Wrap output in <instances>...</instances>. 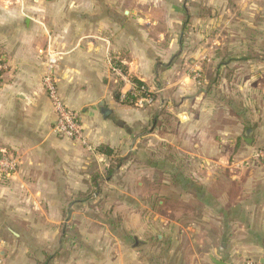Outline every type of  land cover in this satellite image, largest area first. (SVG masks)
<instances>
[{"label": "crops", "instance_id": "1", "mask_svg": "<svg viewBox=\"0 0 264 264\" xmlns=\"http://www.w3.org/2000/svg\"><path fill=\"white\" fill-rule=\"evenodd\" d=\"M229 8L239 41L219 50L228 35L219 21L227 22ZM228 53L236 54L232 61H219ZM112 61L160 101L146 110L120 103L117 94L128 87ZM0 63V152L19 161L16 173L0 176L2 264L264 263V162L250 161L264 148V108L248 126L219 89L222 69L233 78L251 70L252 84L264 73V0H0ZM199 69L201 81L186 73ZM48 74L79 113L91 150L54 133L42 86ZM163 149L173 155L170 166L187 165L186 173L169 168L173 187L211 217L100 223L83 198H134L115 176L131 157L145 170L164 167L156 156ZM131 175L129 168L123 181ZM97 176L103 187L92 185Z\"/></svg>", "mask_w": 264, "mask_h": 264}, {"label": "rangeland", "instance_id": "2", "mask_svg": "<svg viewBox=\"0 0 264 264\" xmlns=\"http://www.w3.org/2000/svg\"><path fill=\"white\" fill-rule=\"evenodd\" d=\"M228 10L229 11H226V13H224V16H226L228 19L227 22L224 20L219 21V30L224 29V31L228 32V35L226 33V37L223 40L219 38V50L224 46L231 47L233 45H236V42L239 41V39H236L235 36H233V32L236 30L235 24L237 23H234L233 20H230L232 9L229 8ZM242 15L246 16L247 12L243 11ZM241 43H243V40H241ZM245 43L246 41L244 42V44ZM235 56L236 54H220L219 61H232V58H234ZM186 73L189 75L192 74L194 77H196V80L198 78H201L202 75H205L202 69L193 71L188 70L186 71ZM206 73L207 76H209L211 74V71L207 70ZM253 74L254 72H252L251 70L247 71L246 68H241L239 77L237 76L236 78H233L231 70L222 69L221 71H219V78L221 80L219 89H222L224 92L230 93L232 95L234 102L229 106L233 108V115L240 120H243V118L245 120V118L247 117L250 122H248V126H252L254 124V121H256L260 116L258 115V109L263 110L264 108V83H262L264 81V73L262 75L252 77L255 84H252V81L250 80L251 77H249ZM147 89L149 90V88ZM238 93H240V95H238ZM151 97L153 99V102L155 99H157L159 102L162 96L157 97L154 92H151ZM152 103L144 105L142 107L143 109L141 108L139 110H146L148 106L152 105ZM261 113H263V111H261ZM151 124L152 120L147 122V130L150 129ZM161 151L162 150L158 152L160 156L157 154L156 156L164 159V162L166 163L164 167H148L151 169L145 170L139 165L137 161L133 159V157H131V164L129 165V168L132 172V175L130 177V184L123 181V178H125L123 176L126 175L129 168H127L126 172H123L125 170L124 169L123 171H120V174L115 176V180L113 181V183L118 187L123 188V185L127 184L128 187L129 185H131L130 190H132L134 198H125V195H119L115 197L111 195L110 197L105 196L99 199H90L89 197L83 198L85 206L90 209H95L96 207V209L94 210L96 212L95 218L97 217V220H99L100 223L106 221L105 224L108 225H119L122 221L124 222V224L126 222L125 225H160L159 220H157L156 218L157 215H162L167 219H177L178 217L182 219L184 216L186 217V219L183 218L184 222H186V220L192 221L194 220V217L199 216H203L206 218L211 217L206 213V209L201 210L196 202L189 200V198L186 199V196L183 195V191L179 189V187H173L175 181L174 178L172 179V177H170L172 175L171 169L169 168L175 167L176 170L179 169V171H182L183 173H186V170H182V167L184 165L179 166V168L178 166H170L173 162L172 153H170L167 149H163V151ZM117 160L118 159H116L114 161V164H112L113 167H116ZM250 161H252L251 158ZM167 163H169V165ZM186 167L187 165L184 166L185 169H187ZM103 182H105L103 179L102 181L98 179V187H103ZM136 183H141L142 186L138 187ZM160 202L164 204V207L159 206ZM166 208H169V210L171 211L170 215L165 213ZM205 221H208L207 225H215L208 219H206ZM205 224V222L197 223V225ZM198 237H200V235Z\"/></svg>", "mask_w": 264, "mask_h": 264}, {"label": "built area", "instance_id": "3", "mask_svg": "<svg viewBox=\"0 0 264 264\" xmlns=\"http://www.w3.org/2000/svg\"><path fill=\"white\" fill-rule=\"evenodd\" d=\"M5 66L0 63V72ZM111 71L116 74L128 87L122 92L121 101L126 100V94L135 99L134 106L142 108L146 104H151L153 99L151 91L144 85H137L129 81V79L121 72V70L113 63L110 64ZM196 80V77H194ZM42 86L51 102L53 112L55 114V123L53 131L55 134L79 143L87 150H91L81 126L80 115L77 111L67 108L62 101L54 78L48 74L42 78ZM251 160L255 162H264V148L256 149ZM19 161L16 157L9 155L6 151L0 152V176L9 177L16 173ZM0 264H2L0 258ZM243 264H264L257 260H246Z\"/></svg>", "mask_w": 264, "mask_h": 264}, {"label": "trees", "instance_id": "4", "mask_svg": "<svg viewBox=\"0 0 264 264\" xmlns=\"http://www.w3.org/2000/svg\"><path fill=\"white\" fill-rule=\"evenodd\" d=\"M112 62H113V64L115 63V65L121 70V72H122L124 75L127 74L126 71H125V69H124L120 64H118V63L115 62V61H112ZM128 79H129V81H131V82L134 83V84H137V85H143L142 83L138 82V81H137L136 79H134V78L128 77ZM197 80H198V81H201V78H198ZM121 95H122L121 92H119V93L117 94V99L120 101V103H122V104H124V105L134 106V102H135V99H134V98H132L131 96H129V95L126 94V100L121 101V100H120ZM219 98H221V95H220ZM219 102H220V101H219ZM228 103H229V105H231L233 102L229 101ZM100 149H101L102 153L105 154L106 156H110V155L113 154V152H112L108 147H102V148H100ZM120 163H121V160L118 159V160H117L116 168L119 166ZM112 172H113V165L110 166V169L108 170V172H107V174H106L105 177H106V178H110ZM97 178H99V176L95 177L94 180L92 181V185H93V186H96V184H97Z\"/></svg>", "mask_w": 264, "mask_h": 264}, {"label": "water", "instance_id": "5", "mask_svg": "<svg viewBox=\"0 0 264 264\" xmlns=\"http://www.w3.org/2000/svg\"><path fill=\"white\" fill-rule=\"evenodd\" d=\"M251 135H252L251 130H246V131L244 132L243 140H244L245 142H247V143H251V139H250V138H246V137H250ZM213 263H214V264H221V263H218V261H216V260H213Z\"/></svg>", "mask_w": 264, "mask_h": 264}]
</instances>
